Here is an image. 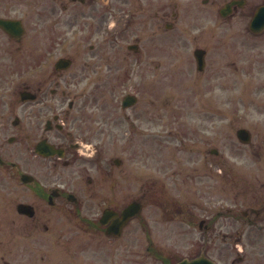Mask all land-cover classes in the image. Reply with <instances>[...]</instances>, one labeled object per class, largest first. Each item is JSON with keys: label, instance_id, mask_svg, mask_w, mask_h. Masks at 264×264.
Returning <instances> with one entry per match:
<instances>
[{"label": "rangeland", "instance_id": "obj_1", "mask_svg": "<svg viewBox=\"0 0 264 264\" xmlns=\"http://www.w3.org/2000/svg\"><path fill=\"white\" fill-rule=\"evenodd\" d=\"M179 1L180 27L172 33L189 38L183 44L190 53H175L162 66L152 58L160 47L168 51L171 45L160 35L152 37V28L142 27L148 22L142 0H112V42L81 34L70 40L71 52L50 57V70L57 58H73L65 79L81 82L70 86L65 98L66 108L70 100L77 105L71 129L80 147L88 145L100 153L98 157L89 151L83 157L87 169L80 163L78 180L84 190L89 175L111 174L112 190L124 193L125 205L144 198L140 218L125 233L127 264H163L147 253L141 241L147 237L169 260L197 255L207 242V255L218 264H256L261 262L258 258L264 259V231L250 226L244 212L260 211L258 220L252 213L250 217L256 226L264 225V59L260 52L243 51L234 20L217 24L210 12L206 24L209 35L214 34L213 48L205 70L197 71L191 53L195 41L190 37L197 27L204 30L201 17H196L198 7L193 8L200 0L192 5L191 0ZM174 2L160 0V5ZM123 13L137 22L127 35L122 31ZM181 27L186 33H180ZM136 38H143L144 55L128 50ZM126 94L138 98L129 109L122 108ZM242 128L251 133V143L238 140ZM214 149L219 153L212 154ZM90 163H96L92 170ZM7 195L0 191V216H4L2 202L10 201ZM10 218L5 216L7 225L0 228V238H9ZM203 219L209 232L199 228ZM68 230L72 232L69 226ZM55 237L53 231L43 235ZM55 249L48 251L47 261ZM85 258L82 254V261Z\"/></svg>", "mask_w": 264, "mask_h": 264}, {"label": "flooded vegetation", "instance_id": "obj_2", "mask_svg": "<svg viewBox=\"0 0 264 264\" xmlns=\"http://www.w3.org/2000/svg\"><path fill=\"white\" fill-rule=\"evenodd\" d=\"M174 1L175 9L173 4L162 8L160 0H142V14L148 16L142 27L152 28L151 35H160L171 45L168 51L164 50L168 47H160V53L153 56L158 58V66L166 64L175 53L183 55L189 50L183 44L189 38L172 33L180 27L181 17L177 12L180 1ZM195 7L204 30L197 27L190 37L195 42H190L193 53L203 52L204 65L210 61L214 41L206 24L210 12L219 20H215L217 24L234 20L243 51L260 52L264 59V0H200ZM112 17V0H0V21L11 23L10 31L0 25V191L8 193L10 200L2 202L4 216L0 221L11 216L9 238H0V264H127L125 233L132 221L126 227L120 222L126 207L124 193L112 190L111 174L89 175L84 190L78 180L80 163L87 169L88 163L82 157L87 153L80 151L71 129L70 117L77 105L70 100L66 108L65 98L70 96L69 87L81 81L66 80L70 70L49 67L50 57L71 52L70 40L81 34L104 38L106 44L112 42ZM124 17L121 25L127 35L137 22L129 14ZM57 28L62 30L50 37L49 33ZM180 29V33H186ZM142 41L136 38L135 44L140 46ZM138 53L145 54L141 47ZM193 59L197 68V59ZM81 78L85 81L86 76ZM63 85L67 88L62 89ZM51 149L53 156L47 155ZM95 154L100 155L98 150ZM95 165L90 163V170ZM135 201L145 204L144 198ZM250 213L257 220L262 213L252 209L244 216L250 226L264 231V225L256 226ZM2 225L7 221L1 222L0 228ZM50 231L56 232V237L43 238ZM141 241L147 253L160 261L155 240L147 237ZM54 247L56 254L49 262L48 251ZM207 250L206 242L199 254ZM82 254L86 256L83 261ZM195 256L190 253L179 261ZM172 257L173 264H177V257ZM258 260L261 262L256 264H264L263 258ZM239 262L243 263V258Z\"/></svg>", "mask_w": 264, "mask_h": 264}, {"label": "water", "instance_id": "obj_3", "mask_svg": "<svg viewBox=\"0 0 264 264\" xmlns=\"http://www.w3.org/2000/svg\"><path fill=\"white\" fill-rule=\"evenodd\" d=\"M71 64L70 61L68 60H61L57 64V68H68L69 65ZM136 102V98L133 96H127L124 101L125 107L132 106ZM239 138L244 141V142H249L250 141V136L248 132L246 131H240L238 133ZM141 209V206L139 204H133L131 205L128 209L125 210V222L128 220V218L132 217L133 215L137 214ZM203 224V223H202ZM179 264H216L213 260L205 257V256H200L196 259L193 260H184L183 262Z\"/></svg>", "mask_w": 264, "mask_h": 264}]
</instances>
